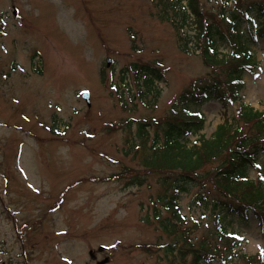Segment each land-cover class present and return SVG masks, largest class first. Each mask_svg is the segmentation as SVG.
<instances>
[{"label":"rangeland","instance_id":"rangeland-1","mask_svg":"<svg viewBox=\"0 0 264 264\" xmlns=\"http://www.w3.org/2000/svg\"><path fill=\"white\" fill-rule=\"evenodd\" d=\"M14 6L19 18L12 16ZM204 6L209 8L212 3L208 7L205 2ZM172 26L156 17L153 0H0V264H54L60 257H66L70 264H167L162 256L145 250L146 244L161 237L159 220L151 217L152 222L143 221L144 215L152 214L151 199L163 190L162 185L157 176L149 178L150 187L132 189L116 178H108L124 166L139 168V163L135 157L123 155L128 131L106 124L128 118L116 95L118 76L139 56L145 60L159 57L167 78L155 111L139 110V116L166 115L181 90L207 73L200 57L179 54ZM142 48L144 53L139 52ZM255 50L261 69L256 76L244 77V101L263 111L264 43ZM107 57L113 58L109 68L105 65ZM36 64H40V74ZM85 88L91 92L90 107L79 95ZM124 95L129 97L127 92ZM203 109L209 117L202 133L210 136L229 113L224 115L216 101ZM52 112L57 113L55 121L63 127L61 133L66 127L67 139L55 137L52 141ZM74 113L78 116L73 119L81 121L79 125L71 121ZM138 115L134 116L141 118ZM237 126L243 127L241 122ZM81 128L88 146H76L75 152L81 154H73V161H67V141L82 138L77 136ZM99 151L116 163L103 159ZM16 158L26 178L19 174L17 163L14 165ZM10 172L14 173L12 177ZM90 173L98 179L91 180ZM256 175V171H250L252 178ZM76 181L75 193L70 197ZM191 192L182 197L180 205L185 214H206L195 232L198 238L214 221L208 207L192 201L196 189ZM44 204L50 206L44 208ZM78 204L90 212L92 209V222L88 214L78 212ZM57 208L62 213H56ZM43 209L49 218V230L55 223L56 230L67 229L63 235L58 238L51 232H27L25 227L26 235L20 236L15 219L22 228V222H30L27 215L40 219ZM105 209L113 210L124 221L114 216L118 224L112 230L98 232L95 226L107 214ZM104 225L109 228L108 218ZM84 228L93 229L91 246L88 240V246L82 244L83 238L76 240ZM246 230L249 241L242 249L254 254L264 240L255 223L248 224ZM141 244L142 248L138 246ZM98 245H113L114 250L102 247L98 252ZM90 248L95 251L88 252Z\"/></svg>","mask_w":264,"mask_h":264},{"label":"trees","instance_id":"trees-1","mask_svg":"<svg viewBox=\"0 0 264 264\" xmlns=\"http://www.w3.org/2000/svg\"><path fill=\"white\" fill-rule=\"evenodd\" d=\"M161 6L164 7V11L158 14L159 18L163 21H168L178 29H183L185 36H193L194 39H190L195 45L201 41V38L210 37L218 35L222 40L229 42L231 45H236L240 48L242 41L244 45L248 47L254 38V29L246 28L242 30L241 21L246 16L253 13L258 14L260 18L264 21V2L257 1L255 3L245 4L242 3L241 9H231L230 14L227 15L223 8H227V2L224 6H221L218 15L214 12L208 13V20L205 19L204 12L200 9L199 0H188L187 7L181 2L182 0H161ZM190 6V10L193 9L194 18L190 20V16L187 13V8ZM223 7V8H222ZM214 11V10H209ZM252 16V15H251ZM253 17V16H252ZM188 24V25H187ZM258 32L264 34V22L258 26ZM250 33L247 36V33ZM249 38V39H248ZM247 60V63H253V57L244 48H240ZM210 65L214 66V63L221 62L219 60L218 49L214 48L212 54L206 53V59ZM240 64L238 60L234 58L233 62L229 65L223 63L219 66V70L224 74H218L217 77L221 78V84L219 82H214L210 86L203 85V93L206 95L220 96L224 86L230 91V96H236L239 90L242 88L236 85L237 77L241 76L239 70ZM145 70L149 71L148 67ZM216 74V73H215ZM222 94L220 97H223ZM230 104H225L228 107ZM240 120H237L236 116L231 117V119H226V124L220 125L219 128L214 132L212 137L204 142L200 146L193 145L192 149H187L185 146L177 144L176 151H173L171 157L167 159V164L181 169H184L191 174L197 172L199 167H202L210 160L216 159L218 162L216 170L222 171L227 176L232 177L236 173H244V167L248 163L247 155L252 154L253 150H260L262 145L264 148V112L254 111L253 108L245 106L242 104L238 107L236 112ZM241 121L246 125L247 128L252 129L251 136H245L244 129H239L236 124ZM233 122V123H232ZM200 123L197 119H192L187 122L186 125L192 128L193 124L196 125ZM234 126H236L234 128ZM234 128V129H233ZM139 132L140 129H139ZM225 155V156H223ZM135 172L131 171L130 173ZM245 182L251 183L246 177H243ZM239 190V189H238ZM240 200H246L253 202L254 205L260 204L264 201V193H255L250 190V188L245 189ZM169 236H174L175 231H166ZM205 255H213V252L209 249L204 250Z\"/></svg>","mask_w":264,"mask_h":264}]
</instances>
